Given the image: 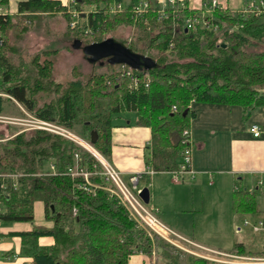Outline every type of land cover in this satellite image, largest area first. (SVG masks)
<instances>
[{
  "label": "trees",
  "instance_id": "16d2710c",
  "mask_svg": "<svg viewBox=\"0 0 264 264\" xmlns=\"http://www.w3.org/2000/svg\"><path fill=\"white\" fill-rule=\"evenodd\" d=\"M146 1L147 8L139 13V0L127 5L124 0H76L73 5L27 0L19 3L17 13L0 14V31L6 39L0 46V93L7 95L0 96V115L5 103L14 99L35 118L87 140L96 131L94 146L111 162L115 119L132 112L136 125L151 128L146 166L160 172L180 168L183 140L188 138L184 132L197 116L193 103L239 105L246 116L264 106V14H243L205 2L212 11L204 15L206 8L191 9L189 0L165 5ZM118 3L122 10L111 13ZM0 4L5 7L8 0ZM57 13L66 18L69 32L87 43L102 41L119 25L135 26L140 34L121 41L157 60L158 68L137 71L108 64V72L94 71L86 77L74 68V77L61 83L53 79L56 50L37 52L30 66L14 62L8 55L10 34L25 33L40 14ZM188 19L196 21L191 28ZM6 126L8 134L0 130V174H17L18 180L14 185L13 179H5L1 223L34 221L36 201L43 202L45 216L53 222L51 229L8 233L21 238L19 255L31 258L28 264H128L138 253L154 264H209L208 259L187 255L138 226L108 190L115 186L106 181L103 166L90 152L48 130ZM51 163L56 174L50 173ZM75 167L92 173L91 184L72 175ZM232 207L240 214L264 213L257 192L244 188L234 191ZM44 236L53 237L54 244L41 246ZM235 251L264 256V250L252 252L242 243L235 244ZM6 255L12 257L14 252Z\"/></svg>",
  "mask_w": 264,
  "mask_h": 264
},
{
  "label": "crops",
  "instance_id": "0c3cea01",
  "mask_svg": "<svg viewBox=\"0 0 264 264\" xmlns=\"http://www.w3.org/2000/svg\"><path fill=\"white\" fill-rule=\"evenodd\" d=\"M22 1L27 0H8L6 12L11 15L17 13ZM60 1L64 5L70 2ZM256 1L258 0L188 2L191 9L206 8L205 15L212 11L205 2L241 12L247 4ZM193 107L197 111L189 130L193 173L186 172L176 179L174 171L155 172L148 168L147 146L151 143L152 131L150 127L136 125V117L124 123H115L112 129L111 163L128 182L132 176L139 174V186L150 190L149 207L156 208V214L163 223L205 250V254L211 257L209 264H236L232 258L238 254L235 251L236 243H242L249 251L261 252L248 247L243 241L240 234L244 233V229L238 221L240 215L249 213L233 211L232 195L240 188L264 193V106L249 116H246L245 110L239 105L193 103ZM254 124L261 128L259 137H255L250 131ZM261 181L263 183L260 185ZM260 207L264 212L261 203ZM34 211L35 218L39 211H43L45 216L42 201L34 203ZM251 216L253 221L249 222L253 225L261 220L264 222V213L259 217ZM46 221L44 224L38 223L37 226L42 227H31L28 222H14V226L2 228L0 226V264L30 263L31 258L19 255L21 238L9 236L8 233L34 228L51 229L53 222L48 219ZM245 221L248 220L245 219L243 225ZM251 230L258 233L264 231V228L255 231L251 227ZM219 235H225L226 242ZM54 242V238L50 236L39 239L41 246H51ZM10 251L14 252V256L6 255ZM128 264L154 262L147 255L138 253L131 256Z\"/></svg>",
  "mask_w": 264,
  "mask_h": 264
},
{
  "label": "rangeland",
  "instance_id": "374dc122",
  "mask_svg": "<svg viewBox=\"0 0 264 264\" xmlns=\"http://www.w3.org/2000/svg\"><path fill=\"white\" fill-rule=\"evenodd\" d=\"M129 2L130 0H124L123 3L124 5H127ZM26 24L27 22L24 23L23 25ZM67 27H68L67 20L61 14H57L54 16H51L49 14H40L38 18L34 20V22L28 25V29L26 30L25 33L23 34L21 33L19 35L18 33L12 32L10 34L9 44L11 45V51L8 52V55H10L11 59L17 64H24L26 66H30L31 59L33 55L36 54L37 52L43 50L44 48L56 50L57 54L52 57L53 65H54L53 79L55 82L67 83L69 80H71L74 77L72 73V70L74 68H77V70L80 71L85 77L90 75L94 71L101 73L108 72L110 68L106 61L103 64H101L100 62L90 63L87 60L81 48L80 49L73 48V44L76 39L81 40L82 45L88 44L87 43L88 41H86L84 38L75 36L74 33H70ZM138 34H140L139 30L135 26L119 25L113 31L107 33L105 38L114 37L120 41L132 40ZM220 38L222 39L221 36ZM5 40H3V45L1 46L2 48L5 45L6 42ZM263 49H264V44H263ZM0 96L6 97L7 95L0 93ZM46 100H47L46 98L41 99L40 103L42 104ZM2 115L6 117L17 118L18 120H20L19 121L20 123L19 124L14 123L11 125L22 128L28 127V124L33 123V120L35 118L30 112H28L22 105H20L14 99L7 101L5 103V110ZM134 117H135L134 113L132 112L121 113L119 117L115 119V123H124L128 119L132 120ZM7 124L8 123L0 122V130H4L6 134H8V129L6 126ZM122 178L125 182L128 183L127 179H125L124 177ZM257 196L261 205L264 206V193L258 191ZM37 213L38 214H36L35 220L32 221L33 223L30 222L27 223L31 227L32 226L42 227V226H37L39 225L38 223L44 224L47 222L46 221L47 219L45 218L43 211L42 212L39 211ZM240 216L241 218H239L238 222L241 224V227L244 229V233L240 234L244 239L243 241L246 242L248 247L250 248L252 247L255 251H263L262 249H264V231L254 233L251 230L252 227L251 225H246V224L243 225L245 219H247L250 222L253 221V218H251L252 217L251 214H247V215L245 214ZM216 219L220 220V217H217ZM5 226H14V222H2L1 228ZM43 227L47 228L46 226ZM219 237L221 238V240L223 239L222 241L226 242L227 237L225 235H219ZM165 241L171 244L167 240ZM174 247L177 250L187 255L191 254L182 251L176 246ZM195 250L197 253L205 254V250L202 249L201 250L195 249ZM243 255L247 257L260 256L259 254L256 253L253 254L245 253Z\"/></svg>",
  "mask_w": 264,
  "mask_h": 264
},
{
  "label": "built area",
  "instance_id": "2783aa9c",
  "mask_svg": "<svg viewBox=\"0 0 264 264\" xmlns=\"http://www.w3.org/2000/svg\"><path fill=\"white\" fill-rule=\"evenodd\" d=\"M162 5L167 4L168 2L174 3L175 0H159ZM76 0H70V4H75ZM215 5V3H214ZM148 6V2L146 0H139L138 6L136 10L141 13L143 12ZM215 7V6H214ZM123 8V4L118 3L111 7V13H116L117 11H121ZM243 14H253L255 16H259L264 14V0H258L256 2H251L246 5V7L241 11ZM6 8L0 4V14H5ZM74 16L77 14L73 12ZM195 20L192 21L191 19L187 20V28L193 27ZM206 23V22H205ZM74 25V23H72ZM3 44L2 33L0 31V46ZM124 67V66H123ZM130 70H133L129 68ZM130 73V72H129ZM137 81V80H136ZM175 108V107H174ZM20 120L13 117H6L0 115V122H5L8 124H19ZM31 129H44L56 134H59L69 140H72L80 147L85 149L86 151L90 152L103 166L104 171L103 175L105 176L106 181L111 182L115 188L110 187L108 190L111 194L116 195L122 205L126 207L129 212L130 217L135 220L138 226L146 228L151 232H155L160 235L162 238L176 246L177 248L181 249L182 251L191 253L195 256L205 258L210 260L211 257L205 255L203 253H197L195 249H199L200 246L190 240L189 238L179 234L177 231L170 228L168 225L163 223L159 217L157 216L156 208L149 207V204H145L144 201L140 197V193L142 192L143 188L139 186V174H136L130 178V182H125L122 178V175L114 165L106 159L91 143L90 140H87L80 135L74 133L73 131L64 128L62 126L49 123L38 118H34L33 123L28 124V127L22 128V130H31ZM250 131L253 133L255 137H259L261 135V128L254 124L251 126ZM184 136H188V138L183 140L185 144L184 150L182 152V162L180 164V168L174 171V176L177 179L178 176L188 172L193 173L192 169V153L190 148V137L189 131L184 132ZM75 157L78 159L79 155L76 154ZM50 173L56 174V167L54 163L50 164ZM73 176H83L86 180L87 184H91L89 178L92 176V173L88 170L75 167L72 170ZM11 178L15 181L14 185L18 180L17 174H8V175H1L0 174V215L4 212V197H3V190L6 188L5 179ZM263 182H260V185ZM97 187V186H96ZM88 189V188H87ZM76 214V210H75ZM246 225L251 224L249 221H245ZM252 228L255 231L264 228V222L258 221L256 224H251ZM1 226V220H0ZM202 249V248H200ZM234 263L236 264H264V256H244L241 254H235L232 256Z\"/></svg>",
  "mask_w": 264,
  "mask_h": 264
},
{
  "label": "water",
  "instance_id": "95a60500",
  "mask_svg": "<svg viewBox=\"0 0 264 264\" xmlns=\"http://www.w3.org/2000/svg\"><path fill=\"white\" fill-rule=\"evenodd\" d=\"M73 48H81L90 63L100 62L103 64L106 61L110 65L128 66L137 71H150L159 66L157 60L151 56L135 52L125 43L114 37L105 38L102 41L92 42L85 45H82L81 40L76 39ZM97 140L98 134L96 131H93L90 141L95 145ZM140 197L145 204L150 203V190L148 187L143 188Z\"/></svg>",
  "mask_w": 264,
  "mask_h": 264
}]
</instances>
